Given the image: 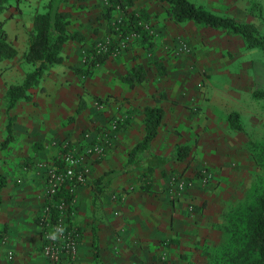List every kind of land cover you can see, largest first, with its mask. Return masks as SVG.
I'll use <instances>...</instances> for the list:
<instances>
[{
	"label": "crops",
	"instance_id": "obj_1",
	"mask_svg": "<svg viewBox=\"0 0 264 264\" xmlns=\"http://www.w3.org/2000/svg\"><path fill=\"white\" fill-rule=\"evenodd\" d=\"M149 1L132 0L129 9L138 11ZM28 3L23 15L4 23L10 24L8 41L17 54L0 61V182L4 183L0 190V264H53L40 249L45 235L56 232L38 222L50 198L47 171L58 165L65 144L82 148L89 136L95 142L114 120L122 124L117 137L102 155L90 159L86 183L76 187V208L69 212V223L79 233L77 256L63 257L61 264H98L94 246L102 264H185L211 230L205 206L211 203L212 191L195 176L199 163L193 154H201L200 163H213L203 154L204 136L216 139L222 135L219 128L232 112L224 116L222 105L231 96L224 90L209 99L197 96L194 82L186 78L147 80L139 57L143 44L109 55L86 70L87 50L107 32L102 2L66 0L61 8L71 14L69 29L79 30L83 40L65 41L62 61L45 70L29 89V98H20L7 109L8 87L23 83L34 67L23 59L28 50L26 29L32 27V18L24 24ZM155 13L154 19L160 22L153 26L154 39L170 42L181 34L172 20L164 19L160 11ZM155 65L166 74L163 64ZM136 66H142L145 78L123 79ZM154 106L163 110L157 135L128 163L130 151L145 134V109ZM8 122L11 137L2 145ZM197 136L200 145L194 142ZM176 174L191 186L181 197L172 198L168 184ZM120 194L122 200H116Z\"/></svg>",
	"mask_w": 264,
	"mask_h": 264
},
{
	"label": "rangeland",
	"instance_id": "obj_2",
	"mask_svg": "<svg viewBox=\"0 0 264 264\" xmlns=\"http://www.w3.org/2000/svg\"><path fill=\"white\" fill-rule=\"evenodd\" d=\"M26 1L9 0V6L1 13L3 23L8 18L23 15ZM28 1L27 13L23 16L24 24L29 23L30 18L33 23L34 14L44 11L48 2V0ZM190 1L214 14L252 23L260 33L264 34L263 20L252 16L250 12L252 3L257 2L261 5L264 16V0ZM101 2L102 19L107 32L102 38L94 41L92 47L95 48L98 42L108 39L110 40L108 49H112L110 54L112 56L123 50L142 47L140 33H135L138 36L132 37L125 47L119 46L120 38L115 32L117 26H114V23L126 18V10L131 11L129 5L127 8L117 7L111 10L110 17L106 18L104 12L109 3L108 0ZM123 2H132V0H123ZM148 4L138 11L132 10L138 14L141 12L145 14L140 19V23L152 36V48H144L139 53L148 72L147 80L178 77L191 79L195 85L193 87L195 95L206 99L221 95L222 90L227 91L231 97L228 99L230 102L227 101L222 105L223 115L226 116L230 111L239 113L241 130L230 128L227 120H224L226 125L219 128L223 132L222 135L216 139H213L212 135L204 136L206 149L203 154L213 163H200L201 154L198 157L197 154H193V158L199 163L198 169H195V176L212 191L209 197L211 203L205 206L207 215L211 218V230L207 238L201 242L199 249L185 261L208 264L215 254L223 251L227 243L228 234L223 226H227V221L236 219L235 215L244 211L250 212L256 207L258 197L264 190V98L252 95L254 88H264V49L248 48L241 35L225 28L206 26L191 20L176 22L168 14L167 5L160 1L150 0ZM156 11H160L164 19L172 20L173 26L181 32L179 35H174L170 42L167 38L164 41L154 39L156 33L153 26L157 21L160 22L159 18L154 19L158 16ZM4 29L6 32L9 30V33L12 31L10 24L6 26L4 24ZM30 30L26 29L28 43ZM155 62L167 68L166 74L158 70ZM96 101L101 104L100 101ZM121 125L119 123L118 128ZM194 142L200 145L201 137L197 136ZM213 145L216 148L212 149ZM175 177L186 181V192L191 182L177 174L171 176L169 180L171 181L172 178L175 180ZM50 201L49 198L47 204ZM74 204L75 196L74 203L70 207H64L62 213L57 211L58 218L69 223V212L72 207L76 208ZM190 210H193V205H190ZM43 213L41 212L38 217L39 223ZM2 237L3 235L0 238ZM40 251L45 256L43 246ZM11 253L9 251L8 255Z\"/></svg>",
	"mask_w": 264,
	"mask_h": 264
},
{
	"label": "trees",
	"instance_id": "obj_3",
	"mask_svg": "<svg viewBox=\"0 0 264 264\" xmlns=\"http://www.w3.org/2000/svg\"><path fill=\"white\" fill-rule=\"evenodd\" d=\"M167 5V11L170 17L176 22L191 20L198 24L211 26L215 28H225L241 35L248 48L264 49V34L260 33L252 23L240 22L234 18L220 16L204 9L190 0H157ZM65 0H48L46 8L42 12H37L33 16L32 29L29 32L28 50L23 55L26 62L34 67L27 72L23 83L19 85H10L6 92L7 109L11 108L20 98H29V89L35 86L45 70L54 63L62 61L61 49L65 41L72 39L82 41L84 36L79 30L71 31L70 12L61 8ZM109 5L105 10L106 18L110 17L109 12L117 7L124 8L130 2L123 0H108ZM9 6V0H0V61L11 59L16 56L17 51L8 41L7 32L4 29V23L1 19V13ZM252 16H255L264 22L261 5L257 2L250 6ZM145 15L143 12L137 13L126 10V18L114 23L117 26L115 32L119 36L124 35L129 30L140 33L141 43L145 48L150 49L153 46L152 36L144 29L140 19ZM112 53L109 48L105 52H97L92 46L86 52L84 63L86 70L92 66L103 63ZM142 66L133 67L131 73H128L123 79L132 82L145 78V71ZM84 69V71H86ZM83 71V70H82ZM252 95L254 97L264 98V88H254ZM163 118V110L160 107H148L145 109V134L143 139L130 151L128 163L132 157L140 151L146 149L151 141L157 135V128ZM229 127L235 130H241L239 123V113L232 111L227 115ZM7 138L4 145L11 137L10 122L7 123ZM109 177V174L106 175ZM4 185L0 182V189ZM63 199L70 207L74 199V194L70 193L65 186H61L52 196L49 205L53 204L52 214H56L54 205ZM256 207L250 212H241L235 215L237 218L227 221V226L223 229L227 232V243L223 251L215 254L213 260L208 264H264V190L259 195ZM234 215V214H233ZM94 258L98 264H102L94 246ZM186 264H199L193 261H187Z\"/></svg>",
	"mask_w": 264,
	"mask_h": 264
},
{
	"label": "built area",
	"instance_id": "obj_4",
	"mask_svg": "<svg viewBox=\"0 0 264 264\" xmlns=\"http://www.w3.org/2000/svg\"><path fill=\"white\" fill-rule=\"evenodd\" d=\"M138 32L130 30L124 35L119 36L120 47H125L126 43L135 37ZM135 34V35H134ZM138 36V35H137ZM140 36V34H139ZM110 40L106 39L96 44L95 48L97 52H105L108 49ZM118 122L112 121L110 127L107 130L102 131V135L95 138L89 136L88 143L82 148H75L70 144H65L64 150L60 155L58 165H53L46 175L47 194L54 196L55 192L60 189L61 186H65L70 193H75L76 187L86 183V179L90 169V159L94 156H100L104 153L106 145L117 137ZM186 181L182 178H174L169 181L168 193L172 198H179L185 193ZM116 200H122V196H115ZM74 203V199L70 203V206ZM53 204L45 205L43 209V216L40 218V223L43 227H52L56 234L47 233L45 236V244L43 245V252L53 264H61L63 257L69 256L71 259H75L77 256V245L79 233L75 226L68 222L62 221L58 218L57 211H61L67 204L63 199L54 205L56 214H52ZM68 207V206H67Z\"/></svg>",
	"mask_w": 264,
	"mask_h": 264
}]
</instances>
